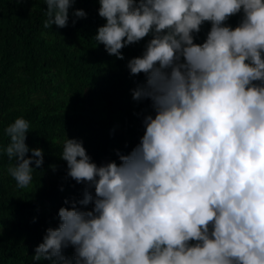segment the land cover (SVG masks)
<instances>
[{
	"label": "clouds",
	"instance_id": "obj_1",
	"mask_svg": "<svg viewBox=\"0 0 264 264\" xmlns=\"http://www.w3.org/2000/svg\"><path fill=\"white\" fill-rule=\"evenodd\" d=\"M74 3L45 0L44 27H66ZM98 3L105 23L93 39L109 55L124 59L121 49L150 37L126 67L143 74L130 92L151 111L139 142L114 150L118 162L97 164L83 140L65 135L59 157L83 185L82 198L64 200L32 260L264 264V0ZM237 14L233 27L227 21ZM205 22L210 29L197 43ZM29 131L23 117L4 129L7 172L21 189L43 164V150L25 143Z\"/></svg>",
	"mask_w": 264,
	"mask_h": 264
},
{
	"label": "trees",
	"instance_id": "obj_2",
	"mask_svg": "<svg viewBox=\"0 0 264 264\" xmlns=\"http://www.w3.org/2000/svg\"><path fill=\"white\" fill-rule=\"evenodd\" d=\"M98 7V0H75L66 27L45 28V0H0V264H35L34 249L47 228L58 226L64 200L82 198L83 185L66 176L59 157L65 135L83 140L97 164L118 162L114 150L127 153L143 135L150 101L132 99L130 89L144 76L130 75L126 64L142 54L150 37L121 49L124 59L109 55L93 39L105 23ZM74 9H83L86 18H75ZM239 20L237 14L227 23L235 27ZM210 26H201L197 43ZM19 117L30 123L25 143L43 150L42 166L23 189L8 174L2 150L4 129ZM64 254L72 256V247Z\"/></svg>",
	"mask_w": 264,
	"mask_h": 264
}]
</instances>
